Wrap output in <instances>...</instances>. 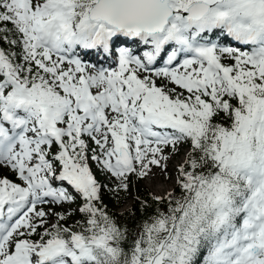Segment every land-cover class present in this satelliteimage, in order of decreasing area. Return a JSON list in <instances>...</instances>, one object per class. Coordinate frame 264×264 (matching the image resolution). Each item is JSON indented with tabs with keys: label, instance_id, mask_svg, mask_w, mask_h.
<instances>
[{
	"label": "snow or ice",
	"instance_id": "1",
	"mask_svg": "<svg viewBox=\"0 0 264 264\" xmlns=\"http://www.w3.org/2000/svg\"><path fill=\"white\" fill-rule=\"evenodd\" d=\"M182 149L119 225L102 190ZM4 171L0 264H264V0H0Z\"/></svg>",
	"mask_w": 264,
	"mask_h": 264
},
{
	"label": "trees",
	"instance_id": "2",
	"mask_svg": "<svg viewBox=\"0 0 264 264\" xmlns=\"http://www.w3.org/2000/svg\"><path fill=\"white\" fill-rule=\"evenodd\" d=\"M99 181V179L102 178L101 174L98 176L96 173L94 174ZM134 175H130L129 182L133 181V184L131 187L128 188V191L123 195V200L125 198L131 199V204L128 208L117 211L114 209L113 206V191H110L109 188H104L102 190V199L103 203L107 205V210L109 213L116 218L117 223L121 225L122 227H127L130 231L135 232L138 230V225L151 213H153L157 207L155 200L152 198L148 190L144 187H142L139 184V180L136 178L134 179ZM135 180V182H134ZM106 185V184H105ZM110 186V185H109ZM122 201L118 203L121 204ZM141 201H147L150 205L147 208L141 207ZM79 204V202H78ZM161 208H165V204L160 205ZM79 219V213H73L72 217L68 221L69 223L74 222V220Z\"/></svg>",
	"mask_w": 264,
	"mask_h": 264
},
{
	"label": "rangeland",
	"instance_id": "3",
	"mask_svg": "<svg viewBox=\"0 0 264 264\" xmlns=\"http://www.w3.org/2000/svg\"><path fill=\"white\" fill-rule=\"evenodd\" d=\"M167 151L168 150H166V154H167ZM182 156H183V149L181 150L180 154L172 155L170 157V159L167 161V172H168L167 177H166L165 173L163 171H161L160 168H157L155 166L152 167L151 172L155 173L154 171H156L159 175L158 180L155 181V182H157L156 185L163 187L165 189V191L160 190V192H156V194H155V193H153L152 187L150 186L149 182L147 181V180H149L148 175L145 176L143 179L138 178L139 184L148 190V192L150 193V195L152 196L153 199L156 196H163L166 193V191L171 190L173 188L176 169H177V166L182 162ZM162 163H164V162H162ZM94 164H95V162H94ZM94 166H95V169L99 170L96 167V165H94ZM3 173H6V171L0 172V175ZM153 176H155V175H153ZM169 177H171V178H169ZM135 178H137V177L135 176ZM102 180H103L104 184L110 185V187H114V185L112 184V181L109 180L108 178H102ZM132 184H129V187H131ZM125 193L126 192H124V191L113 192V206H114L115 210L122 211V210H124L130 206L132 201L129 198V196H127L128 198H125L124 200L122 199L123 195H125ZM122 200H123V202L118 205V203ZM65 207L68 211L69 210L71 211V209H69L68 206H65ZM56 208H57V210H55V209H53V210L57 211V212L59 210H63V211L65 210V209L60 208L59 206H57Z\"/></svg>",
	"mask_w": 264,
	"mask_h": 264
},
{
	"label": "bare ground",
	"instance_id": "4",
	"mask_svg": "<svg viewBox=\"0 0 264 264\" xmlns=\"http://www.w3.org/2000/svg\"><path fill=\"white\" fill-rule=\"evenodd\" d=\"M154 172L155 173L151 172V173L148 174L149 180H147V181L149 182L150 186L152 187L153 193L156 194V192H160V190L165 191V189L163 187H161V186L156 185L157 182H155V181L158 180V176L159 175H158V173L156 171H154ZM153 175H155V176H153Z\"/></svg>",
	"mask_w": 264,
	"mask_h": 264
}]
</instances>
